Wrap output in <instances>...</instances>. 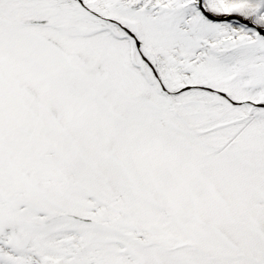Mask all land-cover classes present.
I'll return each instance as SVG.
<instances>
[{
  "label": "snow or ice",
  "instance_id": "obj_1",
  "mask_svg": "<svg viewBox=\"0 0 264 264\" xmlns=\"http://www.w3.org/2000/svg\"><path fill=\"white\" fill-rule=\"evenodd\" d=\"M0 264H264V0H0Z\"/></svg>",
  "mask_w": 264,
  "mask_h": 264
}]
</instances>
